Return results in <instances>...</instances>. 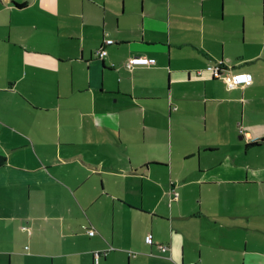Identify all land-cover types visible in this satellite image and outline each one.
I'll return each instance as SVG.
<instances>
[{
    "label": "crops",
    "instance_id": "1",
    "mask_svg": "<svg viewBox=\"0 0 264 264\" xmlns=\"http://www.w3.org/2000/svg\"><path fill=\"white\" fill-rule=\"evenodd\" d=\"M263 138L264 0H0V264H264Z\"/></svg>",
    "mask_w": 264,
    "mask_h": 264
},
{
    "label": "built area",
    "instance_id": "2",
    "mask_svg": "<svg viewBox=\"0 0 264 264\" xmlns=\"http://www.w3.org/2000/svg\"><path fill=\"white\" fill-rule=\"evenodd\" d=\"M115 40L112 38L105 39V45L114 43ZM100 56L104 57L107 55L106 48H101ZM156 63L155 59L149 58L147 56H132L126 63V67L133 69L137 65H153ZM207 69L213 73L216 78H223L228 88L232 89L238 86L248 84L252 80V76L248 72H234L228 68H224L222 63H211L207 66ZM201 73V71H199ZM178 195V194H177ZM91 235L95 234V229H89ZM147 242L151 241V235L146 237ZM161 249H166V246H161ZM108 250L96 251L94 254L95 264H99V259L103 254H106ZM195 264V263H191Z\"/></svg>",
    "mask_w": 264,
    "mask_h": 264
},
{
    "label": "trees",
    "instance_id": "3",
    "mask_svg": "<svg viewBox=\"0 0 264 264\" xmlns=\"http://www.w3.org/2000/svg\"><path fill=\"white\" fill-rule=\"evenodd\" d=\"M264 139V138H263ZM258 142L255 141L253 144H257ZM6 161V157L5 156H2L0 155V166L3 165Z\"/></svg>",
    "mask_w": 264,
    "mask_h": 264
},
{
    "label": "rangeland",
    "instance_id": "4",
    "mask_svg": "<svg viewBox=\"0 0 264 264\" xmlns=\"http://www.w3.org/2000/svg\"><path fill=\"white\" fill-rule=\"evenodd\" d=\"M223 79V78H222ZM225 82V81H224Z\"/></svg>",
    "mask_w": 264,
    "mask_h": 264
}]
</instances>
